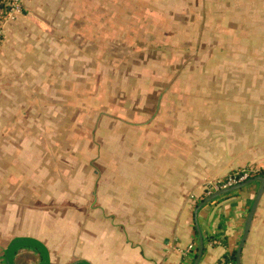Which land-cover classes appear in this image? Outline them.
I'll return each instance as SVG.
<instances>
[{"label": "rangeland", "instance_id": "374dc122", "mask_svg": "<svg viewBox=\"0 0 264 264\" xmlns=\"http://www.w3.org/2000/svg\"><path fill=\"white\" fill-rule=\"evenodd\" d=\"M10 6L0 3L3 41L8 30L17 35L7 42L16 48L0 75V125L42 136L44 161L55 169L53 193L56 186L68 189L74 178L76 189L90 184L105 140V159L124 179L114 184L120 189L133 188L138 162L171 159L178 172L182 109L193 108L200 94L235 104L222 111L238 127L249 120L252 152L263 158L264 0H20L15 14ZM138 110L168 113L133 133ZM68 165L75 170L70 182ZM109 177L115 176L101 178L98 189ZM8 184L0 173V260L21 231L17 208L58 213L68 203L62 195L40 199L30 189L27 196H9ZM52 184L45 181V188L53 190ZM27 216L23 223L50 231L66 223ZM32 230L24 236L38 237ZM26 247L16 264H40L38 252Z\"/></svg>", "mask_w": 264, "mask_h": 264}, {"label": "crops", "instance_id": "0c3cea01", "mask_svg": "<svg viewBox=\"0 0 264 264\" xmlns=\"http://www.w3.org/2000/svg\"><path fill=\"white\" fill-rule=\"evenodd\" d=\"M38 1L25 0L27 4ZM13 32L8 30L0 48V75L7 54L16 48L7 44L17 36ZM231 96L236 97L232 93ZM221 98L209 99L207 94H200L195 98L196 104H189L193 108L185 104L182 109L184 119L178 124L181 140L179 171L173 168L171 159L163 164L150 161L147 166L138 162L135 165L137 172L131 180L132 189L114 185L124 179L115 175L116 168L105 159L109 153L105 151L109 148V144L104 143L108 140H105L99 145V169L92 168L93 175L89 173L90 184L76 189L74 178L68 189L60 191L61 187L56 186L57 191L53 193L55 169L50 159L44 161L42 136L28 133L25 127L17 130L0 125V166L4 168H0V173L9 180L5 186L8 195L27 196L30 189L40 199L62 195V202L64 199L68 202L58 213L24 205L17 208L21 214V231L12 241L27 237L24 235L35 229L34 234L38 236L35 239L45 244L49 251L50 264L78 261L88 264H196L201 249L198 264H223L238 252L261 183L252 182L245 188L220 195L196 215L197 205L207 196L206 185L210 181L227 178L251 166L262 169L264 178V146L263 158L255 159L249 120L239 127L231 124L232 117L222 110L232 111L235 104H225L222 102L224 97ZM184 101L186 98L178 104L182 106ZM166 110L173 112L175 108ZM163 113L168 112L138 110L133 115L135 124L130 129L134 133L141 124ZM64 173L70 182L75 170L68 165ZM109 175L115 177L106 178V186L98 189L99 180ZM45 181L53 183V190L45 188ZM140 182L144 184L143 189H140ZM26 215H31V219L43 215L56 223H66L58 224L50 231L45 225L39 228L34 227L35 224L31 226V221L23 223ZM25 247L36 250L30 244L20 246L13 255L15 264L18 250ZM4 259L6 261L5 254ZM38 259L43 264L39 252ZM240 264H264V192L242 246Z\"/></svg>", "mask_w": 264, "mask_h": 264}, {"label": "water", "instance_id": "95a60500", "mask_svg": "<svg viewBox=\"0 0 264 264\" xmlns=\"http://www.w3.org/2000/svg\"><path fill=\"white\" fill-rule=\"evenodd\" d=\"M255 181H259L261 183V185H260V189H259V191L257 193V196H256V198H255V200L253 202V205L251 206V209H250L247 221H246V226H245L243 240H242V242H241V244L239 246L238 252H237V262H238V264H240V252H241L242 246H243V244L245 242V239L247 237V234L249 232V228H250L251 222L253 220V216L255 214V211L257 209V205L259 203V200H260V198H261V196H262V194L264 192V178L263 177H258L255 180H248V181L242 182L240 184H237V185H234V186L219 190V191L215 192L214 194L208 196L196 208V215H197L203 206H205L209 202L213 201L215 198L219 197L220 195L240 190V189L245 188L246 186H248L249 184H251L252 182H255ZM197 229L199 231L198 224H197ZM25 244H30V245H33L36 248H38L42 252V254H43L44 258H45V264H50V254H49V251H48L47 247L45 246V244H43L41 241H39V240H37L35 238H30V237H20V238L15 239L14 241H12L9 244V246L6 249V252H5V258H6V263L7 264H14L13 263L14 252L20 246L25 245ZM202 252L203 251L201 249L200 254H199V259L201 258ZM199 259L196 261V264H198ZM73 264H88V263L86 261H78V262H75Z\"/></svg>", "mask_w": 264, "mask_h": 264}, {"label": "built area", "instance_id": "2783aa9c", "mask_svg": "<svg viewBox=\"0 0 264 264\" xmlns=\"http://www.w3.org/2000/svg\"><path fill=\"white\" fill-rule=\"evenodd\" d=\"M9 1L10 3V10L12 12V14H15L16 12L20 11V0H0V2H7ZM3 43V31L0 30V46ZM249 173L246 172H236L233 173L232 175H230L227 178L224 179H220V180H215V181H210L207 183L206 185V191H207V196H210L212 194H214L215 192L240 184L242 182H245L246 179L248 178ZM224 264H234L233 262H225Z\"/></svg>", "mask_w": 264, "mask_h": 264}, {"label": "trees", "instance_id": "16d2710c", "mask_svg": "<svg viewBox=\"0 0 264 264\" xmlns=\"http://www.w3.org/2000/svg\"><path fill=\"white\" fill-rule=\"evenodd\" d=\"M0 3H4V2H0ZM258 177H263V173L261 172V173H258V174H249V176H248V178L246 179V181H248V180H255L256 178H258ZM256 182V181H255ZM208 196H206L205 198H203V200H205L206 198H207ZM216 199V198H215ZM202 200V201H203ZM201 201V202H202ZM199 205V204H198ZM197 205V206H198ZM31 247H33V248H35L40 254H41V257H42V260H43V264H44V257H43V255H42V253H41V251L38 249V248H36L35 246H32V245H30ZM226 261L227 262H233L234 264H238V262H237V253H235V254H232L229 258H227L226 259ZM225 261V262H226ZM224 262V263H225ZM223 263V264H224Z\"/></svg>", "mask_w": 264, "mask_h": 264}, {"label": "flooded vegetation", "instance_id": "af4514ba", "mask_svg": "<svg viewBox=\"0 0 264 264\" xmlns=\"http://www.w3.org/2000/svg\"><path fill=\"white\" fill-rule=\"evenodd\" d=\"M13 261H14V257H13ZM0 264H6V261H5V259L3 260H0ZM14 264H15V261H14Z\"/></svg>", "mask_w": 264, "mask_h": 264}]
</instances>
